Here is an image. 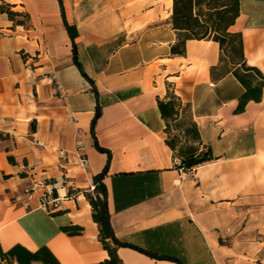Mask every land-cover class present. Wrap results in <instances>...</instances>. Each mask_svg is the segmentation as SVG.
<instances>
[{
    "label": "crops",
    "instance_id": "crops-1",
    "mask_svg": "<svg viewBox=\"0 0 264 264\" xmlns=\"http://www.w3.org/2000/svg\"><path fill=\"white\" fill-rule=\"evenodd\" d=\"M0 5V251L11 264L108 258L85 195L102 171L121 264H236L264 249V82L237 110L245 86L218 42L171 49L173 0ZM230 28L264 74V0H239ZM171 95L187 104L209 160L179 166L157 104ZM47 189L53 210L39 202Z\"/></svg>",
    "mask_w": 264,
    "mask_h": 264
},
{
    "label": "trees",
    "instance_id": "trees-1",
    "mask_svg": "<svg viewBox=\"0 0 264 264\" xmlns=\"http://www.w3.org/2000/svg\"><path fill=\"white\" fill-rule=\"evenodd\" d=\"M0 8L5 9L2 5H0ZM7 11L9 14L14 13L11 10ZM238 14L239 0H173L171 23L176 29L178 41L171 46V49L173 52L183 53L186 39H212L218 42L221 51L220 60L223 66L231 71L245 86V91L237 106V110H242L247 100L259 99L260 85L264 82V74L256 67L245 63L241 34L238 30L230 28ZM255 76L259 77L260 81L252 85ZM157 104L162 117L167 120L166 130L168 135L166 142L173 150L174 156L179 158V166L189 168L209 160L211 151L202 144L197 126L192 121L190 112L189 126L186 121L180 120L183 106L188 108L187 104H182L175 95H171L167 101L158 100ZM98 115L99 108L97 107L91 125H93ZM172 125H179L176 130L180 133V138L189 145L180 146L177 149V139L172 134ZM102 176L103 171L95 175L93 193H85L92 207V219L99 227V239L108 253V258L98 264H121L116 255V247L125 245V243L115 237L109 224L106 190L101 182ZM67 229H72L69 232L76 233L80 232L82 227L74 225ZM0 258L7 259L11 264L10 259L2 251H0Z\"/></svg>",
    "mask_w": 264,
    "mask_h": 264
},
{
    "label": "rangeland",
    "instance_id": "rangeland-1",
    "mask_svg": "<svg viewBox=\"0 0 264 264\" xmlns=\"http://www.w3.org/2000/svg\"><path fill=\"white\" fill-rule=\"evenodd\" d=\"M180 120L186 121V124L188 126L190 125L189 110L185 106H183ZM178 127H179V125H177V126L172 125V129H173L172 134L174 136H176V139H177V142H176L177 149H179L180 146L189 145L187 142H184L182 138H180V133L177 132V130H176ZM243 212L244 211H242V216L240 218L241 220L238 222V226H237L238 228H242V227L246 226V220L247 219H246V216H245V214ZM226 239H227V241H230L228 238H226ZM239 252H246V251L242 249ZM260 252H261V254H260ZM260 252H259V254H257L256 256L252 257L251 259L244 258L243 255H240L239 258L242 259V260H240V262L239 261L236 262V264H244V262H242V261H248V263H250V264H264V249L260 250ZM0 264H10V263H9V261L7 259H1L0 258Z\"/></svg>",
    "mask_w": 264,
    "mask_h": 264
},
{
    "label": "built area",
    "instance_id": "built-area-1",
    "mask_svg": "<svg viewBox=\"0 0 264 264\" xmlns=\"http://www.w3.org/2000/svg\"><path fill=\"white\" fill-rule=\"evenodd\" d=\"M60 85H57V88H59ZM77 153L79 155V160H78V164L81 168H85L88 165V159L85 156V154L82 151V147L81 145H79L77 147ZM95 184H93L91 186V190L94 189ZM34 190V188L32 187L30 190L26 189L25 193H27L28 195V199H30L32 197V191ZM52 190L51 189H47L45 190L41 195H39V202L41 204V206H43L45 209L47 210H53L58 206V199L53 197L52 195Z\"/></svg>",
    "mask_w": 264,
    "mask_h": 264
}]
</instances>
